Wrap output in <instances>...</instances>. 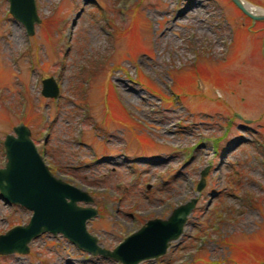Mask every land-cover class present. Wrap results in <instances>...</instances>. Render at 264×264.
Listing matches in <instances>:
<instances>
[{
    "label": "rangeland",
    "instance_id": "1",
    "mask_svg": "<svg viewBox=\"0 0 264 264\" xmlns=\"http://www.w3.org/2000/svg\"><path fill=\"white\" fill-rule=\"evenodd\" d=\"M36 4L28 36L0 0V167L25 124L52 174L93 197L101 248L196 198L181 237L140 264H264V20L231 0ZM31 216L0 199V235ZM29 246L0 264H121L62 234Z\"/></svg>",
    "mask_w": 264,
    "mask_h": 264
},
{
    "label": "water",
    "instance_id": "2",
    "mask_svg": "<svg viewBox=\"0 0 264 264\" xmlns=\"http://www.w3.org/2000/svg\"><path fill=\"white\" fill-rule=\"evenodd\" d=\"M9 12L26 29L28 36L35 34L38 15L36 0H8ZM252 20H264L262 13L249 12L243 0H231ZM43 95L57 98L59 88L53 79L43 81ZM4 147L7 164L0 168V199L8 205H19L32 212L30 221L0 235V255L28 254L30 244L43 234H62L80 249L92 255L112 258L121 264H140L164 256L183 234L188 217L197 199L176 207L166 219L149 220L140 230L127 237L113 251L105 250L98 239L89 233L87 222L98 216L91 206L93 197L87 192L55 177L49 170L31 139L25 124L14 127V134L6 136ZM200 175L197 192L205 186L209 172ZM83 202L87 206H82Z\"/></svg>",
    "mask_w": 264,
    "mask_h": 264
},
{
    "label": "bare ground",
    "instance_id": "3",
    "mask_svg": "<svg viewBox=\"0 0 264 264\" xmlns=\"http://www.w3.org/2000/svg\"><path fill=\"white\" fill-rule=\"evenodd\" d=\"M243 3H244L245 8L249 12H251L253 14H259V13H262L263 12L261 8L255 6V5L251 4V3H249L246 0H243ZM200 5L201 4L199 2H194V3L190 4L188 10L186 12H184L182 14V16L187 15V14H188V16H190V15H192L194 13L196 14L198 12V10H199ZM201 32H203V31H201ZM131 100H133V98H131Z\"/></svg>",
    "mask_w": 264,
    "mask_h": 264
}]
</instances>
